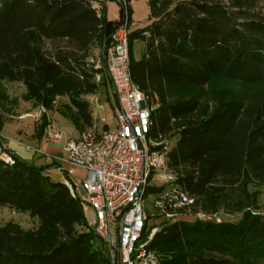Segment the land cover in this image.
I'll use <instances>...</instances> for the list:
<instances>
[{"label":"trees","instance_id":"trees-1","mask_svg":"<svg viewBox=\"0 0 264 264\" xmlns=\"http://www.w3.org/2000/svg\"><path fill=\"white\" fill-rule=\"evenodd\" d=\"M105 1L0 0V84L21 81L24 99L47 110L57 96H66L69 104L60 111L78 130L90 127L91 103L82 96L96 93L97 74L102 83L108 78L105 58L96 68L85 54L95 40L107 47L125 18L116 0L118 16L109 19ZM255 1L148 0L151 21L128 32L132 79L160 97L150 135L169 139L172 184L208 213H241L236 221L196 217L163 223L149 243L158 264H264V214L251 212L258 205L248 188L264 183V16L250 11ZM136 38L144 41L139 60L131 54ZM46 41H65L71 49L48 51ZM215 78L241 91L215 96L208 114L188 117L200 112L197 98L167 100L165 86L188 93ZM5 99L0 85V103ZM40 119L37 134L48 125L45 113ZM2 124L0 113V129ZM48 166L17 157L8 165L0 158V204L39 218L36 229L0 226V264H113L104 243L86 228L82 201L51 179ZM152 228L147 226L144 239Z\"/></svg>","mask_w":264,"mask_h":264},{"label":"built area","instance_id":"built-area-1","mask_svg":"<svg viewBox=\"0 0 264 264\" xmlns=\"http://www.w3.org/2000/svg\"><path fill=\"white\" fill-rule=\"evenodd\" d=\"M117 1L123 6L125 18L106 47L105 69L112 97L116 100L115 123L100 131L89 129L64 140L62 148L68 168L63 171V182L82 201L86 228L101 239L113 264H158L159 254L149 247L157 228H152L147 238H143L149 220L145 206L147 188L154 187L156 179L162 180V189L151 193L154 194L153 205L163 218L173 217L176 209L195 206L196 198L172 184L175 174L165 154L168 137L150 135L152 111L158 100L132 79L128 46L132 25L128 21L129 1ZM95 80H100V74ZM88 100L93 109L102 108L95 94ZM47 136L53 140L59 139L61 134L48 131ZM0 158L8 165L15 163V157L1 135ZM46 160L53 162L49 155ZM76 168L85 171L81 196L68 178ZM197 217L212 218L201 212Z\"/></svg>","mask_w":264,"mask_h":264},{"label":"rangeland","instance_id":"rangeland-1","mask_svg":"<svg viewBox=\"0 0 264 264\" xmlns=\"http://www.w3.org/2000/svg\"><path fill=\"white\" fill-rule=\"evenodd\" d=\"M225 4H231V0H222ZM107 14L109 18H115L117 16V8L119 3L116 0L108 1ZM250 11L258 15L264 16V0H256ZM131 18L136 20L141 27L146 26L150 21V8L147 0H133ZM133 28V27H131ZM45 49L52 50L55 46H61L64 49H71L70 44L65 41L45 42ZM107 48L100 44L98 41H93L88 51L86 52L85 60L94 65L96 68L103 66V59L105 58L107 65ZM144 52V41L140 38H136L132 41L131 54L134 60H139ZM104 69V70H105ZM108 78V77H107ZM97 81V80H96ZM100 84L95 96L98 97V103L102 105V108L93 109L92 112V125L90 127H84L82 130H78L72 124V122L60 111L64 110V105L69 104L68 97L57 96L52 104L51 109H46L42 105L32 101L25 100L23 94L25 93V87L21 81H9L2 80L1 88L7 95V99L0 103V113L2 115V135L10 146L13 148L22 149L18 154L23 158L24 162L32 164L40 157H44L46 154L50 156H65L66 154L61 149V143L68 137H75L77 134H82L89 129H95L100 131L104 125L113 126L115 123L114 110L116 106V100L112 97V88L110 81L102 83L100 77ZM167 91V100L171 101H188L193 98H197L200 103V112L191 114L188 117L194 118L195 116L204 115L203 113H209L212 107L215 105L213 98L215 96H233L239 94L238 85H232L229 82L222 79H213L210 84L204 86L201 90L183 93L175 89L164 88ZM157 97L160 104V97L157 92H153ZM90 94L82 96L84 99H89ZM45 113V117L48 120V125L44 128L43 133L38 132V124H41L40 116ZM188 119V118H186ZM183 119H172V123H184ZM183 125V124H181ZM60 133L59 139H49L47 132ZM55 149L57 151H55ZM74 183L77 186L78 195L83 194L81 182L85 177V171H79L74 173ZM162 180L156 179L153 182L154 187L162 185ZM250 191L256 193L257 208H252L253 214H264V183L254 182L249 185ZM154 194L148 192L145 196V206L149 215L147 226L153 225V228H160L163 223L174 222L179 219L193 220L197 217V213L201 212L205 215H210L212 218L220 220L236 221L240 218L239 212H224L222 209L216 214H211L204 211L200 205L195 207H186L175 210V214L170 219L162 218L159 216L158 209L153 205ZM214 215V217L212 216ZM210 217V218H211ZM8 222L17 224L23 229H36L39 225V218L36 216H30L26 211H18L13 208L0 204V226L5 225Z\"/></svg>","mask_w":264,"mask_h":264},{"label":"crops","instance_id":"crops-1","mask_svg":"<svg viewBox=\"0 0 264 264\" xmlns=\"http://www.w3.org/2000/svg\"><path fill=\"white\" fill-rule=\"evenodd\" d=\"M108 1L109 0H106L105 1V3H104V5H105V13H106V16L108 17V14H107V10H108ZM129 1V8H130V18H131V12H132V1L133 0H128ZM147 2H148V0H147ZM118 10H119V6H118V8H117ZM118 10H117V16H118ZM116 16V17H117ZM115 17V18H116ZM109 18V17H108ZM109 19H113V18H109ZM131 22H132V25H131V27H133V28H131V29H134V28H138V27H141V25L140 24H138L137 23V21L136 20H133L132 18H131ZM91 95V94H90ZM2 129H0V135H1V137H2V140L4 141V143L7 145V147H8V149H9V151H10V153H12L15 157H17L18 159H21V160H23V158H21L20 157V155L18 154V152H20L22 149H15V148H13V146H9L8 144H7V142L5 141V139H4V137H3V135H2ZM79 134H77L76 136H78ZM75 136V137H76ZM72 137V136H71ZM65 140V139H64ZM63 142L64 141H62V143H61V149H62V151L65 153V151L63 150V148H62V145H63ZM55 151H57L56 149H55ZM66 154V153H65ZM47 155H49V154H46L44 157H40L39 159H37V161L36 162H34V163H32V164H34V165H49L48 166V168L46 169V171H47V173L51 176V179L52 180H55V181H62L63 182V171H66V169L68 168V163H67V160H66V155L65 156H63V157H61V156H51L52 158H53V162H48L47 160H46V156ZM50 156V155H49ZM24 161V160H23ZM79 171H83V169L82 168H76V169H74L73 171H72V173L71 174H69L68 175V178L74 183V177H75V175H74V173H76V172H79ZM75 184V183H74Z\"/></svg>","mask_w":264,"mask_h":264}]
</instances>
